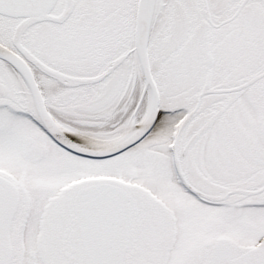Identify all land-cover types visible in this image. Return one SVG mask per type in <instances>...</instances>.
<instances>
[{"label": "snow or ice", "instance_id": "1", "mask_svg": "<svg viewBox=\"0 0 264 264\" xmlns=\"http://www.w3.org/2000/svg\"><path fill=\"white\" fill-rule=\"evenodd\" d=\"M0 264H264V0H0Z\"/></svg>", "mask_w": 264, "mask_h": 264}]
</instances>
